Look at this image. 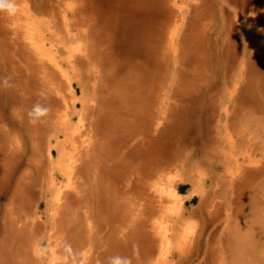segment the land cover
<instances>
[{
  "label": "bare ground",
  "instance_id": "obj_1",
  "mask_svg": "<svg viewBox=\"0 0 264 264\" xmlns=\"http://www.w3.org/2000/svg\"><path fill=\"white\" fill-rule=\"evenodd\" d=\"M215 1L2 0L0 264H264V0L224 92Z\"/></svg>",
  "mask_w": 264,
  "mask_h": 264
},
{
  "label": "rangeland",
  "instance_id": "obj_2",
  "mask_svg": "<svg viewBox=\"0 0 264 264\" xmlns=\"http://www.w3.org/2000/svg\"><path fill=\"white\" fill-rule=\"evenodd\" d=\"M215 3L216 5L212 13L213 19L211 18L212 22H214V24H212V27L214 28L213 30H215V34L213 35L212 40H210L209 46L212 49H216L215 52L219 53V58L216 60L217 62H219V66L217 67L214 62L211 63L210 76L212 80L210 81L209 86L212 87L210 89H218L219 91L221 90L222 92H224L226 89L232 88V81L229 83V81L222 79L230 74V72L227 70V66H229L230 63H228L222 51L219 50V46L216 48L213 44L214 38L218 37L217 33L219 35L222 34V30L226 29L232 21H235V24L238 23L239 20L237 18H239L240 16L246 17L247 23L252 26L254 32H258V26L253 22L252 18H250V14H252L257 19L261 17V14L256 12L255 8L253 7L255 4V0H216ZM260 35L263 41L264 35ZM237 38H239L237 44L241 45L240 47H242V52L245 53L243 50L246 47L245 35H239ZM215 59L213 61H215ZM220 63L222 64V66L220 65ZM260 66L263 67L262 65ZM253 74L255 75L254 72L251 73V75ZM260 80H264V77H262ZM253 83L259 84V80L256 79ZM192 193L193 189L188 184H182L178 192L179 196L182 198L189 197L192 195ZM197 202L198 199L194 196L193 200H188L186 208L191 209L195 207L197 205Z\"/></svg>",
  "mask_w": 264,
  "mask_h": 264
},
{
  "label": "clouds",
  "instance_id": "obj_3",
  "mask_svg": "<svg viewBox=\"0 0 264 264\" xmlns=\"http://www.w3.org/2000/svg\"><path fill=\"white\" fill-rule=\"evenodd\" d=\"M0 7H4L9 10L10 13H14L16 11L15 5L8 3L4 4L2 0H0ZM47 109L41 108L39 105L35 106L33 110L29 113L30 116L39 118L47 114ZM112 264H132V259L129 257H121L116 256L112 259Z\"/></svg>",
  "mask_w": 264,
  "mask_h": 264
}]
</instances>
